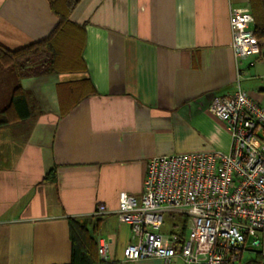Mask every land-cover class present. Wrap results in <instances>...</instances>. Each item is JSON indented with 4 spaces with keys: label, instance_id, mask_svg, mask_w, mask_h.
Segmentation results:
<instances>
[{
    "label": "crops",
    "instance_id": "0c3cea01",
    "mask_svg": "<svg viewBox=\"0 0 264 264\" xmlns=\"http://www.w3.org/2000/svg\"><path fill=\"white\" fill-rule=\"evenodd\" d=\"M234 8L251 12L250 0H79L69 19L82 28L81 69H0V111L19 86L30 112L0 127V264H70L68 218L97 224L92 235L114 261L131 238L118 198L141 194L149 158L229 151L224 123L207 109L213 97L239 87L264 107V38L257 53L235 57ZM57 22L48 0H0V46L43 40ZM52 169L55 181L44 182ZM98 204L105 213H94ZM256 260L264 264L262 230L248 232L238 264Z\"/></svg>",
    "mask_w": 264,
    "mask_h": 264
},
{
    "label": "built area",
    "instance_id": "2783aa9c",
    "mask_svg": "<svg viewBox=\"0 0 264 264\" xmlns=\"http://www.w3.org/2000/svg\"><path fill=\"white\" fill-rule=\"evenodd\" d=\"M253 21L247 8L230 12V46L237 58L259 51ZM207 109L224 123L229 151L148 159L141 194L118 198L117 218L131 233L122 250L125 262L156 258L169 264L178 258L183 264H238L248 232L264 231V107L237 87L232 94L214 96ZM164 211L185 216L183 236L158 232ZM105 212L98 204L94 213ZM97 254L111 261L106 240H97Z\"/></svg>",
    "mask_w": 264,
    "mask_h": 264
},
{
    "label": "trees",
    "instance_id": "16d2710c",
    "mask_svg": "<svg viewBox=\"0 0 264 264\" xmlns=\"http://www.w3.org/2000/svg\"><path fill=\"white\" fill-rule=\"evenodd\" d=\"M79 0H48L51 12L58 22L49 36L17 50L0 46V67L17 71L19 77L41 76L62 71L81 69L79 50L82 28L69 19V14ZM254 19V33L258 39L264 38V9L261 0H250ZM73 68V69H72ZM30 115L22 89H13L10 102L0 111V127L28 118ZM44 182L55 181V171L50 170ZM75 218H68L69 239L71 242L70 264H122L118 261H103L97 254V241L92 232ZM185 226L178 230L183 236ZM258 264L252 261L248 264Z\"/></svg>",
    "mask_w": 264,
    "mask_h": 264
},
{
    "label": "rangeland",
    "instance_id": "374dc122",
    "mask_svg": "<svg viewBox=\"0 0 264 264\" xmlns=\"http://www.w3.org/2000/svg\"><path fill=\"white\" fill-rule=\"evenodd\" d=\"M0 69L15 71L13 69L3 68V67H0ZM15 72L18 75L17 71ZM184 224H185V216L176 212L164 211L162 216V223L158 229V232L161 234H168L171 231H178L179 229L182 228ZM186 231H187V225H186ZM252 234L253 232L250 235ZM122 250H123L122 248L116 249V256L114 258V261H119V257H122ZM246 253H244V257L253 255V253L245 255Z\"/></svg>",
    "mask_w": 264,
    "mask_h": 264
}]
</instances>
